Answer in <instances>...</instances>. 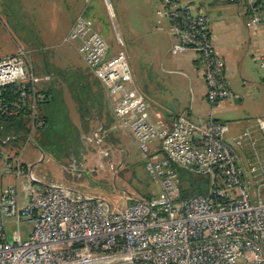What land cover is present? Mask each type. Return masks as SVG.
I'll return each instance as SVG.
<instances>
[{"label": "built area", "instance_id": "1", "mask_svg": "<svg viewBox=\"0 0 264 264\" xmlns=\"http://www.w3.org/2000/svg\"><path fill=\"white\" fill-rule=\"evenodd\" d=\"M160 1L157 13L170 24V53L197 54L210 104L229 98L224 61L212 45L208 16L184 0ZM242 1L248 25L264 29V0ZM65 41L77 43V52L113 102L114 116L137 142L145 171L159 192L117 208L34 177L22 201L18 186L10 185L0 193V264H264V170L259 164L246 170L237 163L226 142L228 126L210 115L203 123L177 116L169 125H155L149 102L132 87L121 40L110 54L93 22L81 16ZM48 80L49 75L34 70L28 49L2 57L0 116L30 115L34 130L44 126L38 108L45 99L41 84ZM10 86L18 91L11 101L4 97ZM258 129L264 135V119ZM92 136L89 141L102 142L98 131ZM246 140L255 145L249 132ZM233 141L241 146L242 140ZM153 142L155 151L150 150ZM178 169L208 177L206 193L181 198ZM8 172L19 177L24 170L17 160ZM257 176L260 182L252 196L250 178ZM8 221L16 227L11 237Z\"/></svg>", "mask_w": 264, "mask_h": 264}, {"label": "crops", "instance_id": "2", "mask_svg": "<svg viewBox=\"0 0 264 264\" xmlns=\"http://www.w3.org/2000/svg\"><path fill=\"white\" fill-rule=\"evenodd\" d=\"M184 1L196 6L208 16L212 45L224 61V77L231 96L215 105L207 100L203 65L197 54L192 51L176 55L170 53L173 42L170 24L165 16L157 13L161 6L160 0H0V29H4L9 24L10 15L4 12L7 8L10 10L12 4L16 5L15 9L34 10L35 26L39 28L40 35L49 37L56 33L63 34L64 42L76 19L81 16L87 18L93 22L96 30L108 42L110 54L116 53L119 49L117 39L123 43L124 49L123 46L122 49L127 61H131L129 67L132 74V87L149 102L150 117L155 125H169L177 116H184L195 123H203L210 115L228 126L226 142L237 156V163L242 164L246 170L249 164H259L264 170V135L258 129L259 121L264 119V29L248 25L249 15L246 13V5L242 0ZM112 20H114L113 28L116 30L115 41L111 32L106 29V24ZM13 43L15 46L13 52L16 48L25 47L18 41ZM25 49L29 48L25 47ZM9 53L0 55V59ZM246 57L251 58L249 61L253 65L252 61L258 63L259 70L251 69ZM134 58H137L138 62H132ZM141 58L146 61H139ZM32 65L39 76L49 75V80L41 84L44 92L50 89L49 84L55 74L64 75L59 66L50 70L44 56L41 60L32 62ZM81 85L84 86L83 82ZM100 89L105 100L99 105L97 115L94 117L99 122L98 128L92 129L87 135L80 134V139L86 140L87 145L92 147L95 141H89L88 138L92 139L93 133L98 131L102 139L106 137V141L109 140L116 148L112 150L109 148L111 145H105L108 148L98 145L91 159L81 158L80 167L107 169L115 176L124 170V163L120 166L116 165L115 161L123 155L125 162L129 158L127 143H136L127 128L114 116L113 102L107 98L101 83ZM86 106L85 103L77 112V117L80 119L78 123L87 124L89 121L88 116L83 113V111L87 114L89 112L82 108ZM41 113L44 116L45 113L42 110ZM246 132H249L251 139L255 141L254 146L246 140ZM37 133L38 129L35 130V134H31V137L26 135L25 140L29 138V141L19 144L17 148L11 143H5L4 140L3 143L0 142V158L5 155L7 158H13L8 163L0 159V193L10 185H15L18 186L24 201L31 177L42 183L45 180L33 174V166L51 160L64 169L72 168L74 161L78 163L75 156L71 154L66 153L64 156L55 157L37 146L35 148L38 151V157L33 155L29 157V161H26L23 156L25 144L32 143ZM6 137L14 139L16 136L8 134ZM234 139L242 140L241 146H237ZM156 149V142L150 144L151 151ZM103 151H109L108 156H104ZM67 157L69 158L67 164L63 165L62 160ZM17 160L24 170L19 177L14 172H8V169L16 167ZM142 160V164H145L143 156ZM32 161L34 164L28 168L27 162ZM250 179L254 195L260 178L257 176ZM51 183L71 189L65 184L55 181H50L49 184ZM158 192L159 186L157 191L151 190L144 195L149 197ZM262 199L264 200V196ZM117 208L121 207L117 206Z\"/></svg>", "mask_w": 264, "mask_h": 264}, {"label": "rangeland", "instance_id": "3", "mask_svg": "<svg viewBox=\"0 0 264 264\" xmlns=\"http://www.w3.org/2000/svg\"><path fill=\"white\" fill-rule=\"evenodd\" d=\"M15 6L12 4L10 10L7 8V11L4 12L5 14H9L10 18L9 24L4 29H0V55L9 52L8 55L14 54L19 48H16L13 52L15 48L13 42L18 41L23 46L32 50L31 58L33 63L41 60V57L44 56L50 70H54V68L59 66L64 74L63 76L55 74L50 81L49 85L52 89L53 98L52 101L42 106L43 113L48 114L49 125L46 133L43 134V132L38 131L32 143L25 144L23 151L24 159L29 161V157L33 155L38 157V151L35 148L37 146L44 148V152L52 153L55 157L64 156L66 153L68 155L71 154L78 161V163L73 162L72 168L65 167L64 169L55 161H44L40 165L32 167L33 174L43 177L45 179L43 184H49L50 181L65 184L76 191L102 198L112 207L118 206L123 208L132 199L145 198L146 195L144 194L150 193L151 190L157 191L158 183L155 182L157 185L154 184L146 173L145 166L142 164V153L137 148L136 141V144L127 143L126 148L129 150V158L125 162L123 161V155L115 161V164L120 166L124 163V170H121L115 176L109 173L107 169L96 170L93 167H87L86 169L80 167L81 158L91 159L94 153H96L95 149L98 148V145H111L109 140H107L108 142L106 141V137L102 139L104 140L102 142H94L95 144H92V147L87 145L88 142L86 140L80 139V134L86 133L87 135L92 129L98 128L99 122L94 117L97 115L99 105L105 100L104 94L100 89V82L77 52L76 42H64V35L58 33L49 37L40 35L39 28L35 26L34 10L23 11L18 8L15 9ZM114 20L106 24V29L108 32H111L115 41L116 30L113 28ZM249 60L251 58L246 57L248 66L251 69L257 68L259 70L258 63L256 64L252 61L253 65ZM133 61L138 62V59L134 58ZM139 61L145 62L146 59L141 58ZM128 62L130 65L131 61ZM78 80L82 81L84 86L76 89L75 85ZM85 103L87 106L82 108L89 110V112L87 114L83 111V113L88 116L89 121L87 124L78 123L80 119L77 117V112ZM25 116H28L26 117L28 121L26 120L27 131L25 135L31 137V134H35V130L33 129L34 121L32 116ZM6 138L5 135H0V142L6 140L5 143H12V139L7 140ZM26 140L29 141V138ZM26 140L25 136H23L18 141L20 144H23ZM108 146L105 147L108 148ZM109 148L114 150L116 147L111 145ZM0 159L8 163L13 158H7L5 155L3 158L1 156ZM68 159V157L67 159L63 158V165L67 164ZM27 163L29 168L31 164H34V161ZM179 170L182 169L177 170L178 174ZM182 184L184 187H188L189 185L202 187L206 184V181L197 176H192L191 179L185 178ZM263 188L260 190L262 198L264 196ZM251 195H255L252 194V188ZM20 227L23 228L24 225ZM15 228L12 221L6 223L8 237H11Z\"/></svg>", "mask_w": 264, "mask_h": 264}, {"label": "trees", "instance_id": "4", "mask_svg": "<svg viewBox=\"0 0 264 264\" xmlns=\"http://www.w3.org/2000/svg\"><path fill=\"white\" fill-rule=\"evenodd\" d=\"M28 50L30 51V61H31L32 51L30 49H28ZM81 84H82V81L78 80V82L75 85L76 89L83 87ZM44 93H45V99L41 104H39V108H38L39 118H42L45 121L44 126H42L38 129V131L43 132V134L46 133V129L49 125V119H48V114H44V116L42 115V113H41L42 106L44 104L52 101V98H53V93H52L51 88L50 89L48 88V90ZM17 96H18V91L14 86H10L7 89V92H5V94H4V97L10 99V101L14 100ZM24 116H25V114L7 117V118L0 116V135L7 136L8 134H12V135L16 136L14 139L11 140L12 143L10 142L16 148L20 144V142L18 141L19 138H23V136H26L25 135V132L27 131V129H26V126H27L26 120L27 119H26V117H28V116H25V117ZM42 149H44V148H42ZM192 176H197V175L190 174L188 172H185L184 170H179V177L181 179V198H187V197H191L194 195L206 193L207 188H208V184H209V178L206 176H197L198 178L205 179V181H206V184H204L202 187H193V185H189L188 187L183 186L182 181L185 178L191 179Z\"/></svg>", "mask_w": 264, "mask_h": 264}]
</instances>
